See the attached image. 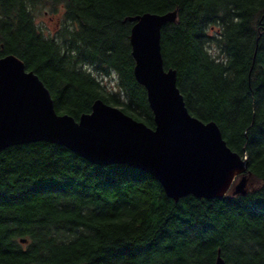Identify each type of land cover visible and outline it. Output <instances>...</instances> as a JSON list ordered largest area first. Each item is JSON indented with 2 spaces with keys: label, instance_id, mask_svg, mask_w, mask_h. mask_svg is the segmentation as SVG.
Listing matches in <instances>:
<instances>
[{
  "label": "trees",
  "instance_id": "trees-1",
  "mask_svg": "<svg viewBox=\"0 0 264 264\" xmlns=\"http://www.w3.org/2000/svg\"><path fill=\"white\" fill-rule=\"evenodd\" d=\"M46 2L65 6L54 35L33 12ZM170 11L164 66L190 113L247 158V192L175 201L141 169L14 145L0 153V264H264V0H0V58L34 71L60 114L78 120L102 99L155 127L130 19Z\"/></svg>",
  "mask_w": 264,
  "mask_h": 264
},
{
  "label": "water",
  "instance_id": "water-1",
  "mask_svg": "<svg viewBox=\"0 0 264 264\" xmlns=\"http://www.w3.org/2000/svg\"><path fill=\"white\" fill-rule=\"evenodd\" d=\"M177 15L148 12L130 19L134 73L146 88L155 127L102 99L78 120L60 114L34 71L16 55L0 58V153L14 145L47 141L95 164L141 169L175 201L190 194L206 199L245 194L248 176L236 178L247 171V158L232 150L216 122L190 113L176 70L164 66L162 28ZM215 264H224L220 254Z\"/></svg>",
  "mask_w": 264,
  "mask_h": 264
},
{
  "label": "rangeland",
  "instance_id": "rangeland-1",
  "mask_svg": "<svg viewBox=\"0 0 264 264\" xmlns=\"http://www.w3.org/2000/svg\"><path fill=\"white\" fill-rule=\"evenodd\" d=\"M34 16L37 24L43 28L47 34L54 35L59 26L64 22L65 6L63 3L57 4L56 8H53L50 2L40 4L34 8ZM88 68L92 71L94 69L91 66ZM108 85L114 86L116 79L108 77L106 80ZM241 177H239L240 179Z\"/></svg>",
  "mask_w": 264,
  "mask_h": 264
}]
</instances>
